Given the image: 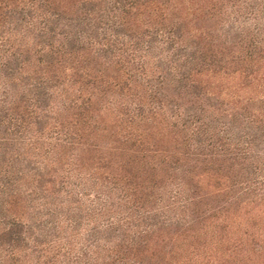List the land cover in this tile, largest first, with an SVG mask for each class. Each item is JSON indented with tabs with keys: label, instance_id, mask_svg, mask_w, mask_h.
Returning <instances> with one entry per match:
<instances>
[{
	"label": "trees",
	"instance_id": "16d2710c",
	"mask_svg": "<svg viewBox=\"0 0 264 264\" xmlns=\"http://www.w3.org/2000/svg\"><path fill=\"white\" fill-rule=\"evenodd\" d=\"M0 264H264V0H0Z\"/></svg>",
	"mask_w": 264,
	"mask_h": 264
}]
</instances>
